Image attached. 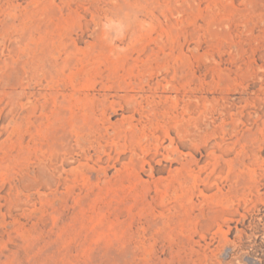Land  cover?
Instances as JSON below:
<instances>
[{"label":"rangeland","instance_id":"1","mask_svg":"<svg viewBox=\"0 0 264 264\" xmlns=\"http://www.w3.org/2000/svg\"><path fill=\"white\" fill-rule=\"evenodd\" d=\"M0 264H264V0H0Z\"/></svg>","mask_w":264,"mask_h":264}]
</instances>
